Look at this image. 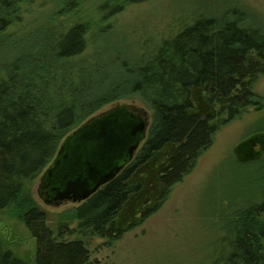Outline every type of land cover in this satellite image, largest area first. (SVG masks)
Masks as SVG:
<instances>
[{
    "label": "trees",
    "instance_id": "16d2710c",
    "mask_svg": "<svg viewBox=\"0 0 264 264\" xmlns=\"http://www.w3.org/2000/svg\"><path fill=\"white\" fill-rule=\"evenodd\" d=\"M18 1L2 3L6 16L0 13V33L11 25L7 16ZM75 1L67 3L70 8ZM150 1L100 0L96 7L113 17L126 6ZM86 32L83 24L60 32L55 58L82 55ZM26 59L32 62L31 56ZM31 66L28 75L35 78L37 68ZM130 75L125 92L137 95L152 112L146 139L112 181L61 213L53 227L26 186L52 163L74 127L94 117L108 100L97 99L82 84L68 89L66 100L53 103L48 82L38 79L36 90L34 79L11 74L0 79V211L16 209L17 220L35 242L33 264H89L83 238L118 241L154 215L192 172L214 134L258 105L253 86L264 77V33L233 20L199 18L165 39ZM242 217L210 264H264V199ZM71 222L77 227L72 229ZM76 234L82 238L71 240ZM0 264L30 263L0 243Z\"/></svg>",
    "mask_w": 264,
    "mask_h": 264
},
{
    "label": "rangeland",
    "instance_id": "374dc122",
    "mask_svg": "<svg viewBox=\"0 0 264 264\" xmlns=\"http://www.w3.org/2000/svg\"><path fill=\"white\" fill-rule=\"evenodd\" d=\"M6 1L0 0V13L5 16L6 9L1 7ZM72 1L15 2L7 16L11 25L0 33V79H8L9 74L34 79L36 90L41 85L38 79L48 82L53 103L66 100L68 89L83 84L97 99L108 100L95 116L113 107L131 106L147 113L148 127L151 110L137 95L125 92L123 85L165 39L199 18L233 20L264 33V0H153L126 6L113 17L97 11L100 0H77L70 8L67 3ZM75 24L87 28L84 53L73 59L55 58V39ZM31 65L37 68L35 78L28 75ZM253 92L258 105L214 134L192 172L142 226L114 242L83 238L89 264H210L216 260L242 215L264 199V155L243 165L233 153L248 140L264 139V77L254 84ZM260 146L255 144L252 150L264 148V144ZM246 147L247 142L241 150L249 156ZM43 172L27 184L26 193L47 213L53 227L58 216L76 204L45 205L39 195ZM70 227L76 228L77 223L71 222ZM74 238L82 237L76 234L71 240ZM0 243L33 264L35 242L17 220L14 207L0 211Z\"/></svg>",
    "mask_w": 264,
    "mask_h": 264
},
{
    "label": "water",
    "instance_id": "95a60500",
    "mask_svg": "<svg viewBox=\"0 0 264 264\" xmlns=\"http://www.w3.org/2000/svg\"><path fill=\"white\" fill-rule=\"evenodd\" d=\"M147 131V113L131 106L113 107L86 121L62 141L43 172L39 195L44 204H80L89 199L133 160ZM246 142L249 156L241 150ZM246 142L233 150L238 162L248 163L264 155V148L252 150L253 145L264 144L263 138Z\"/></svg>",
    "mask_w": 264,
    "mask_h": 264
}]
</instances>
